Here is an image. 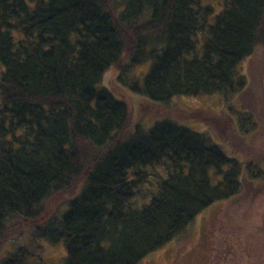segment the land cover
Here are the masks:
<instances>
[{
    "label": "trees",
    "instance_id": "1",
    "mask_svg": "<svg viewBox=\"0 0 264 264\" xmlns=\"http://www.w3.org/2000/svg\"><path fill=\"white\" fill-rule=\"evenodd\" d=\"M213 12L202 0H0V242L34 237L0 264H45L43 240L63 244L62 264H139L239 194L240 163L206 133L169 119L129 132L126 103L99 86L124 62L149 63L124 84L152 102L236 92L240 65L264 52V0ZM158 167L166 177L136 205Z\"/></svg>",
    "mask_w": 264,
    "mask_h": 264
},
{
    "label": "rangeland",
    "instance_id": "2",
    "mask_svg": "<svg viewBox=\"0 0 264 264\" xmlns=\"http://www.w3.org/2000/svg\"><path fill=\"white\" fill-rule=\"evenodd\" d=\"M224 3L225 0H202V5L214 8L211 22ZM125 65L124 62L120 69L108 70L99 86L126 103L127 130L132 131L136 125L152 127L169 119L206 133L228 157L240 163L243 188L229 200L215 202L203 210L186 231L139 264H264V52L257 51L240 65L244 79L236 92L227 96L172 97L167 103L152 102L126 85L147 74L149 63ZM246 162L255 163L253 167L263 177L253 178L245 168ZM228 168L224 166L222 171ZM147 173L134 201L139 206L149 202L160 180L166 177L160 167ZM47 206L57 208L53 200ZM26 229L10 237L15 241L0 242V258L12 251L13 245L29 246L34 242L31 227ZM37 244L42 246L40 254L45 264H62L66 256L63 244L54 246L44 240Z\"/></svg>",
    "mask_w": 264,
    "mask_h": 264
}]
</instances>
